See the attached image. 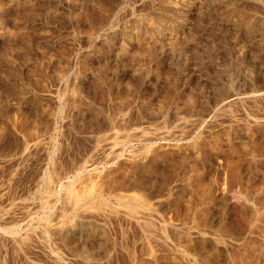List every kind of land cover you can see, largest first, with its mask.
Wrapping results in <instances>:
<instances>
[{"label": "rangeland", "instance_id": "1", "mask_svg": "<svg viewBox=\"0 0 264 264\" xmlns=\"http://www.w3.org/2000/svg\"><path fill=\"white\" fill-rule=\"evenodd\" d=\"M0 264H264V0H0Z\"/></svg>", "mask_w": 264, "mask_h": 264}]
</instances>
